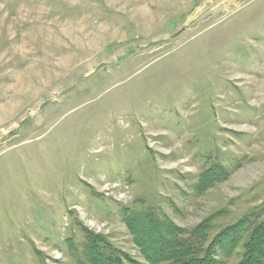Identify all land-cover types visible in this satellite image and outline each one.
<instances>
[{
    "label": "rangeland",
    "instance_id": "rangeland-1",
    "mask_svg": "<svg viewBox=\"0 0 264 264\" xmlns=\"http://www.w3.org/2000/svg\"><path fill=\"white\" fill-rule=\"evenodd\" d=\"M127 209L264 214V0H0V264L142 262Z\"/></svg>",
    "mask_w": 264,
    "mask_h": 264
},
{
    "label": "trees",
    "instance_id": "trees-1",
    "mask_svg": "<svg viewBox=\"0 0 264 264\" xmlns=\"http://www.w3.org/2000/svg\"><path fill=\"white\" fill-rule=\"evenodd\" d=\"M229 171L213 168L202 173L197 192L223 181ZM123 221L133 236L143 259L137 261L122 251L110 249L105 238L85 235L79 264H226L242 248L236 264H264V214L250 212L235 223L220 229L211 240V218L190 231L177 227L170 219L149 209L143 212L123 211ZM141 229V231H137ZM111 250V249H110ZM237 251V252H236Z\"/></svg>",
    "mask_w": 264,
    "mask_h": 264
}]
</instances>
